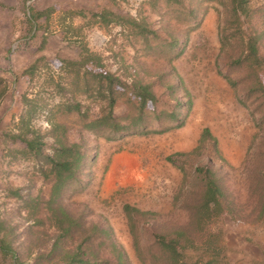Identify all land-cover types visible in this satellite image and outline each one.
I'll list each match as a JSON object with an SVG mask.
<instances>
[{
	"label": "rangeland",
	"instance_id": "rangeland-1",
	"mask_svg": "<svg viewBox=\"0 0 264 264\" xmlns=\"http://www.w3.org/2000/svg\"><path fill=\"white\" fill-rule=\"evenodd\" d=\"M229 5L230 0H0L1 133L25 131L18 123L25 99L54 108L75 95L98 115L105 101L95 93L84 95L74 82L76 70L79 79L108 71L128 84H150L156 113L177 110L178 119L184 118L174 128L177 121L162 120L160 126L150 116L146 136L107 140L83 130L73 114H60L55 122L65 125L67 143L82 142L91 159L85 171L89 182L57 197L48 168L22 154L23 143L1 137L0 241L17 263L65 264V253L78 239H60L49 255L60 233L52 209L61 205L87 227L108 230L124 264H162L152 262L163 258L151 249V233L169 241L179 231L185 237L178 240L177 264H264V226L255 214L257 188L264 182V94L257 89L264 86V0H246L247 13L239 20ZM28 8L42 13L35 33ZM248 37L257 40L262 66L233 64L245 56ZM31 67L32 76L25 75ZM122 93L112 114L125 125L135 115V100ZM177 100L185 105L177 108ZM46 113L37 111L28 139L52 141ZM167 125L173 128L152 133ZM205 128L218 155L212 142L201 155L193 153ZM208 161L231 203L230 216L199 219L191 207L200 191L194 169ZM119 188L122 192L112 195ZM124 204L149 212L136 225L142 229L137 241ZM208 246L214 248L212 257ZM101 250L98 264H114L116 259ZM11 255L0 251V264H12Z\"/></svg>",
	"mask_w": 264,
	"mask_h": 264
},
{
	"label": "trees",
	"instance_id": "trees-1",
	"mask_svg": "<svg viewBox=\"0 0 264 264\" xmlns=\"http://www.w3.org/2000/svg\"><path fill=\"white\" fill-rule=\"evenodd\" d=\"M245 2L246 0H230V12L236 20H239L240 15H245L247 13V9L244 6ZM27 10V20L31 26V30L35 33V21L39 16H42V13H38L32 8H28ZM174 44L175 43L172 42L169 46L173 47ZM248 61L262 66V59L258 55L257 40L253 37H248L246 39V54L243 59L238 58L233 61V64L236 65ZM34 70L35 67L25 69L24 74L30 76ZM75 73L77 74V78L74 79V82L77 84V87H82L81 90H83L84 95L91 98L93 93H95L96 96H100V98L105 101V105L98 109L99 114L93 117L90 114L89 107H83L81 102L74 99L77 98L75 95L70 99H65L63 103H58L54 108L48 106L45 108L46 104L44 100H42L40 105V100L25 99L24 112L18 121L20 126L25 127V131L20 130L18 127L17 134L15 135V138L25 145L22 154L31 156L35 162H38L39 164L42 163L48 168V174L52 176L53 180L52 192L56 197L58 195L62 196V192L65 189H69V187L73 190H77L74 186H83L84 182H86V184L89 182L86 179L87 173L85 171L91 159L87 155L82 142L67 143L65 138V125L60 122H55V118L60 114H73L74 117H76V122L83 130L86 132H92L93 134H102L107 140L119 139L129 134L146 136L151 132L146 129V120L149 119L150 116H152V119L156 122H159L160 126H162V123H160L162 120H166V122L177 121L174 128L182 126L184 122V118L178 119L179 114L177 113V110H173L170 113L164 111L156 113L155 105L158 102V99L151 91L150 84H143L140 81L128 84L119 76L108 71L94 74L90 73L89 77L86 73L80 79L78 78L79 70H76ZM257 89L264 94V86L257 87ZM122 92H125V94L130 92L129 98L133 96L135 100V105L133 107L135 115L132 118H129V124L125 125L119 122L118 118L113 117L112 114L116 100L120 94H123ZM184 105L185 103L180 100L176 101L177 108ZM41 110L47 112L46 119L50 125V131L46 134L51 136L52 141H49L50 143H45V141H41L37 137L33 139H28L26 137V134L31 132L28 129V125H30V122L37 114V111L39 113ZM171 128H173V126L167 125V127H163L158 131L154 130L152 133L166 132ZM5 138H7V136H5ZM208 142H212L211 147L215 155H218L217 142L207 128L202 130L198 146L193 150V153L201 155L204 152L202 149H207L206 144ZM45 149H49L51 153H46ZM211 165L212 163L208 161L205 164L197 165L194 169L200 191L197 204L191 207H193L192 209L195 211V214L199 219L203 216L209 217L212 214L220 215V213H223L225 216H230L233 212L231 203L228 202V199L219 184V177L212 169ZM257 191L258 210H255V214L257 215L258 221L264 226V182L263 184L260 183L258 185ZM120 192H122V189L119 188L117 191L113 192L112 195L119 194ZM53 200L54 199H52V201ZM52 212L60 233L55 240L49 255L57 246L60 239L71 238L72 241L74 239H78V241L72 251L65 253V264L101 263L102 261H98V259L100 258L102 247L112 259H116L114 264H124V253L115 241L112 240L111 234L108 230L100 228L95 224L87 227V224L84 223L80 217L77 219L76 216L69 214L61 205L53 207ZM123 212L126 215L133 239L137 241L142 229H137L136 225L139 220L147 216L149 212H144L125 204L123 205ZM74 234L77 235V238H73ZM91 235H98L97 238H99V241H96V247L94 246V243L96 242H94ZM151 237L155 244L154 249L152 247L151 249L155 250L156 254L159 253L160 258H163L151 259L152 262L159 261L162 264H177L179 260V252L177 248L178 240L185 237L184 231H179L177 238L169 241L165 235L157 232L151 233ZM0 242V251L3 252V255L4 253L12 254V264H21L19 262L17 263V257L15 253L12 252L11 248L3 241ZM135 246L137 257L141 258L142 254L139 252L136 242ZM207 251L209 256L212 257L215 255L212 246H208ZM142 262H144V259H142ZM210 263L211 261H208L206 264Z\"/></svg>",
	"mask_w": 264,
	"mask_h": 264
},
{
	"label": "crops",
	"instance_id": "crops-1",
	"mask_svg": "<svg viewBox=\"0 0 264 264\" xmlns=\"http://www.w3.org/2000/svg\"><path fill=\"white\" fill-rule=\"evenodd\" d=\"M1 78V77H0ZM12 80H13V78L11 77V82H12ZM1 127V126H0ZM17 134V132L16 131H14V132H12L11 131V129L10 130H5L4 132L2 131V133H1V131H0V138L1 137H3L4 136V140L5 141H8L10 144L12 143V141L14 142V143H17L18 142V140L15 138V135ZM5 136H7V138H5ZM13 139V140H12Z\"/></svg>",
	"mask_w": 264,
	"mask_h": 264
}]
</instances>
